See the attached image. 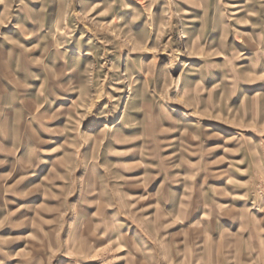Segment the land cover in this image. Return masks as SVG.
<instances>
[{"label": "rangeland", "instance_id": "374dc122", "mask_svg": "<svg viewBox=\"0 0 264 264\" xmlns=\"http://www.w3.org/2000/svg\"><path fill=\"white\" fill-rule=\"evenodd\" d=\"M0 264H264V0H0Z\"/></svg>", "mask_w": 264, "mask_h": 264}]
</instances>
